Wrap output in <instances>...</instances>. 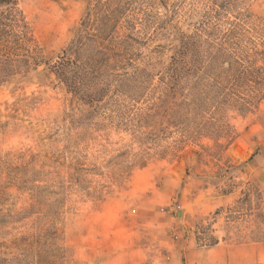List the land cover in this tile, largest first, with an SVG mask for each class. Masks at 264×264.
Returning <instances> with one entry per match:
<instances>
[{"label": "rangeland", "instance_id": "rangeland-1", "mask_svg": "<svg viewBox=\"0 0 264 264\" xmlns=\"http://www.w3.org/2000/svg\"><path fill=\"white\" fill-rule=\"evenodd\" d=\"M85 19L110 40L81 54L80 101L51 67ZM263 245L264 0L0 5V264H264Z\"/></svg>", "mask_w": 264, "mask_h": 264}, {"label": "trees", "instance_id": "trees-1", "mask_svg": "<svg viewBox=\"0 0 264 264\" xmlns=\"http://www.w3.org/2000/svg\"><path fill=\"white\" fill-rule=\"evenodd\" d=\"M11 2L12 0H0V5ZM89 15L90 13L87 14V16ZM86 20L87 19L82 22L83 27L78 32V37L73 40L66 49H64L59 60L51 67L57 78L68 87L73 95L79 97L80 101H83L85 97V78L91 73H97V70L92 68L91 65L87 67L83 62L82 64L80 63L82 60L81 54L84 49L88 47L89 42H95L96 44H99L100 47H102L103 44V49H98V55L101 56L102 59L106 57L108 58V52L105 50L106 47L104 44L106 41L110 40L109 35L106 34L107 29L105 28L99 29L98 31L94 30L95 34L90 35V32H88L86 28L89 21L87 22ZM91 102L92 101H89L87 103L89 104Z\"/></svg>", "mask_w": 264, "mask_h": 264}, {"label": "crops", "instance_id": "crops-1", "mask_svg": "<svg viewBox=\"0 0 264 264\" xmlns=\"http://www.w3.org/2000/svg\"><path fill=\"white\" fill-rule=\"evenodd\" d=\"M220 246L219 243H217L215 246H212L211 250H213L214 248H218ZM264 247V245H263ZM216 250L215 252H219V249H214ZM259 255H260V260L264 259V248H262L259 251ZM219 255L216 257L215 261H213L214 263H218V264H233L234 261V254L231 251H228L227 253L222 252V254L218 253Z\"/></svg>", "mask_w": 264, "mask_h": 264}]
</instances>
